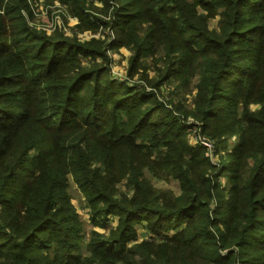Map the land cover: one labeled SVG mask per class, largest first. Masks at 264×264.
Masks as SVG:
<instances>
[{
  "label": "trees",
  "instance_id": "1",
  "mask_svg": "<svg viewBox=\"0 0 264 264\" xmlns=\"http://www.w3.org/2000/svg\"><path fill=\"white\" fill-rule=\"evenodd\" d=\"M97 1L153 89L112 77L106 40L37 30L31 1L0 0V264H264V0ZM64 2L97 27L93 0ZM71 180L93 226L117 218L108 234L83 240Z\"/></svg>",
  "mask_w": 264,
  "mask_h": 264
},
{
  "label": "rangeland",
  "instance_id": "2",
  "mask_svg": "<svg viewBox=\"0 0 264 264\" xmlns=\"http://www.w3.org/2000/svg\"><path fill=\"white\" fill-rule=\"evenodd\" d=\"M90 1V0H88ZM32 4L34 6V12L33 14L28 15V21L29 24L36 28L37 30L44 31L48 34H54V33H63L64 35L78 38L80 40H90L92 38L100 39V40H106L107 39V33H110V30L102 25L99 22V18L97 19V16L100 18H103L104 20H107L109 17L108 14H104L102 12L101 3L97 0H93V4L95 7L93 9H89V12L86 14L91 17V19L96 23V28H90V29H83L80 26V19L79 16L75 17L69 13V10L67 8L66 3L64 0H54L48 1V0H35L32 1ZM218 23V17L212 18L209 21V25L211 28H214L217 26ZM113 33V31H111ZM96 36V37H94ZM107 46V43H105ZM109 57L111 58L110 62V68H111V75L114 78L120 79L117 77V73H121L123 77L128 74V69L130 65V56L132 54L131 50L122 46L119 48H112L109 51ZM114 73V74H113ZM149 73V71H148ZM116 74V75H115ZM153 72H150L149 75L153 76ZM130 76V75H127ZM132 79V84L137 85H145L147 87L146 89L151 90L153 89L152 86H150L147 83V80L142 78L140 74L136 73L134 76H130ZM172 85L167 84L162 89L161 92H159V95H161L163 98H167L169 101L174 98L172 95ZM174 92V91H173ZM195 92V91H194ZM187 93V94H180L178 97L175 95V98L178 101V104L183 106L184 105L189 106L191 104V99L193 96V93ZM175 100V99H174ZM259 106L253 105L252 108H256ZM195 119L192 116H189L188 118H184L183 122L185 123H195ZM204 136L200 131L197 129L196 131H193V135L190 137L189 142L191 146H203L196 142L197 136ZM213 143V146L211 148H206V155L212 158L213 163L218 165L221 162L220 155H223L226 153V150H221L219 153H215L216 150V142L213 139H210ZM236 142V137L231 138L228 142V148L227 151H230L232 146ZM211 143V144H212ZM146 174L150 177V174L146 172ZM153 183L161 188H170L172 189L175 194L180 193V185L177 180L171 179L169 181L167 180H160L157 178L152 177ZM222 182H226V178H222ZM71 193H72V202L77 208V212L80 216V221L84 225L85 229V237L84 241L89 237L90 231L92 229H95L99 232H103L105 234H108L109 231L117 224V218L115 216H110V219L106 226H93L90 223L91 213L89 211V208L86 206V200L81 193V191L78 189L76 183L71 180ZM138 234L140 238H151V234L148 233L147 228L145 225H138ZM158 236L156 235V238ZM158 239V238H157Z\"/></svg>",
  "mask_w": 264,
  "mask_h": 264
},
{
  "label": "built area",
  "instance_id": "3",
  "mask_svg": "<svg viewBox=\"0 0 264 264\" xmlns=\"http://www.w3.org/2000/svg\"><path fill=\"white\" fill-rule=\"evenodd\" d=\"M29 1H31V4H32V1H35V0H29ZM33 12H34V6H33V4L31 5V13H29L28 11L26 12V11H24V14L26 15V17L28 18V15H30V14H33ZM75 17H77V16H75ZM108 19H109V17H108ZM109 30H110V33L108 32L107 33V39H106V43H107V52H108V54H109V51L112 49V48H110V45H108V43L109 42H111V41H113L114 39H115V33H114V30H112L110 27H107ZM111 31H113V33H111ZM94 37H96V36H94ZM86 40H88V39H86ZM110 55V54H109ZM114 74V73H113ZM116 75V74H115ZM128 75V74H127ZM127 75H125V77H123V75L121 74V73H117V77H119L120 79L119 80H125V81H127V82H129V83H132V79H131V77L130 76H127ZM198 138L196 139V142L197 143H199L200 145H203L204 147H209V148H211L212 146H213V143L211 142V140L209 139V138H207L205 135L204 136H201V135H199V136H197ZM212 143V144H211Z\"/></svg>",
  "mask_w": 264,
  "mask_h": 264
}]
</instances>
